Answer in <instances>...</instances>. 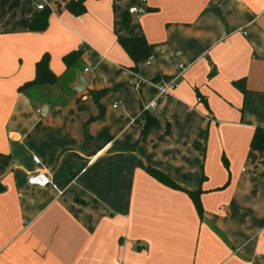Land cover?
Returning a JSON list of instances; mask_svg holds the SVG:
<instances>
[{"label":"crops","instance_id":"1","mask_svg":"<svg viewBox=\"0 0 264 264\" xmlns=\"http://www.w3.org/2000/svg\"><path fill=\"white\" fill-rule=\"evenodd\" d=\"M68 1L0 0V264H264L250 145L264 128V0H145L127 27L140 0H83L78 15ZM38 3L48 25L30 31ZM118 35L143 36L149 63L133 70ZM44 54L57 82L20 90ZM145 111L157 122L143 132ZM38 170L52 186L27 182Z\"/></svg>","mask_w":264,"mask_h":264},{"label":"trees","instance_id":"2","mask_svg":"<svg viewBox=\"0 0 264 264\" xmlns=\"http://www.w3.org/2000/svg\"><path fill=\"white\" fill-rule=\"evenodd\" d=\"M66 8L74 13L75 15L80 14L84 11L83 0H69L66 3ZM49 10L46 7L42 9H38L34 16L31 18L29 30L30 31H43L46 29L48 25V17ZM129 13L126 11L122 16V26L127 27L130 25ZM117 41L122 46V48L127 52L130 56L134 65L132 67L133 70H137V64L141 61L148 59L149 57V47L143 36H135V37H123L118 35ZM82 53L81 49L74 50L68 53L64 57V62L66 63L68 69L72 68L79 60L80 54ZM58 76H56L50 70L48 66V56L44 54L35 65V77L32 81L26 82L22 86L19 87L20 90H26L29 87L34 85H53L57 82ZM234 85L238 87L240 90H245L244 79H238L234 81ZM143 132H146L148 128L157 122L156 116L152 115L150 112L145 111L143 114ZM250 145L253 149L257 150L262 157V163L264 165V128L256 127L254 133L252 135ZM148 172L157 178L159 181L163 182L166 185L177 187V185L166 176L163 172L156 168H147ZM190 198L192 199L195 208L198 213H201L202 207L200 202V189L196 190H187Z\"/></svg>","mask_w":264,"mask_h":264},{"label":"built area","instance_id":"3","mask_svg":"<svg viewBox=\"0 0 264 264\" xmlns=\"http://www.w3.org/2000/svg\"><path fill=\"white\" fill-rule=\"evenodd\" d=\"M145 0H140L138 4L131 6L128 8V13L129 14H134V15H140L145 11ZM44 7V5L42 3H38L36 4V8L37 9H42ZM146 63H149V60H146ZM178 67L182 70V64H179ZM175 81L173 82H169V83H164L159 85V94H166L168 92L169 88H172L175 86ZM116 105H113V107H115ZM155 106V102L152 101L150 102V104L147 106L148 108L154 107ZM33 160L36 163H39V159L36 156H33ZM27 182L29 184L32 185H37V186H52V181L50 176L43 170H38L33 174H30L27 177Z\"/></svg>","mask_w":264,"mask_h":264},{"label":"water","instance_id":"4","mask_svg":"<svg viewBox=\"0 0 264 264\" xmlns=\"http://www.w3.org/2000/svg\"><path fill=\"white\" fill-rule=\"evenodd\" d=\"M77 82H78L79 85H83V83H84V79H83V77H82V75L80 73L78 74ZM75 88H76V90H79V88L77 86H75Z\"/></svg>","mask_w":264,"mask_h":264}]
</instances>
